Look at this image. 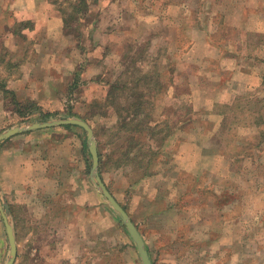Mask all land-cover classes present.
I'll return each instance as SVG.
<instances>
[{
	"label": "rangeland",
	"instance_id": "374dc122",
	"mask_svg": "<svg viewBox=\"0 0 264 264\" xmlns=\"http://www.w3.org/2000/svg\"><path fill=\"white\" fill-rule=\"evenodd\" d=\"M47 1L60 12L62 25L58 33L69 35L56 39L50 48L57 52L58 88L36 86L39 100L28 97L20 101V108L27 100H35L40 107L27 116L16 110L17 99L10 90L0 110V132L49 119L73 117L88 122L98 152L95 169L87 131L79 125L52 134L58 139L50 142L52 138H48L45 145L50 160L56 163L64 161L74 145L70 142H75L76 149L80 142L85 143L89 157L84 170L90 173V185L97 191L99 202L103 198L107 212L66 205V189L57 203L41 200V193L35 192L39 173L18 172L17 161L0 158V206L4 212L8 207L6 215L17 245L13 264H142L134 241L102 193L94 172L100 177L102 174L107 188L148 235L143 207L153 196L151 179L146 178L152 169L149 162L162 146L157 156L164 159L155 168L162 171L181 140L200 142L201 156L206 158H200L201 165L211 163V169L220 168L221 173L229 167V172L240 174L233 187L223 175H218L214 182L216 197L209 189V176H201L200 187L204 191L195 198L197 202L189 204L218 205L240 192L246 195L251 206L245 217L249 239L244 247L248 258L245 262L264 264V252L258 251L264 248V238L255 240L263 225L252 224L256 216L253 208L258 204L264 207V201L260 202L264 199L257 198V190L264 188V102L259 99L264 95V76L258 83L251 82L252 86L256 84L252 90L236 96L229 95L224 83L227 71L233 68L230 56L245 67L249 56L264 59V0H88L85 10L75 7L79 0ZM64 17L68 19L67 26ZM28 25L29 21L17 22L18 28ZM9 55L0 44V64L5 63L0 68L3 81L19 71L10 64ZM237 80L234 77V82ZM137 97L148 102L149 120L138 115L137 120L128 118L125 121L129 123L125 124L122 115L132 117L134 111L129 105ZM40 110L56 114L43 118ZM126 132L130 138L122 144L123 138L117 136ZM67 137L73 140L68 141ZM14 143L19 146L22 141ZM219 157L227 161V166L222 161L213 166ZM250 157L254 163L253 158L258 157L257 166L245 162H251ZM198 160L195 156L191 165ZM7 164L9 168L5 167ZM136 181L142 187L131 189ZM223 216L217 219L231 215ZM9 255L0 210V264H6ZM155 264L178 263L170 259L164 262L158 255ZM185 264L196 263L190 260Z\"/></svg>",
	"mask_w": 264,
	"mask_h": 264
},
{
	"label": "crops",
	"instance_id": "0c3cea01",
	"mask_svg": "<svg viewBox=\"0 0 264 264\" xmlns=\"http://www.w3.org/2000/svg\"><path fill=\"white\" fill-rule=\"evenodd\" d=\"M18 21H29V25L18 28ZM61 25L60 12L47 0H0V28H3V31L0 32L2 37L0 44L10 54L7 58L10 64L19 68L16 75L12 74L4 81L0 80V84L4 85L5 83L4 88L12 90L17 100L21 101L28 97L39 100V91L35 88L36 86L48 85L52 89L58 88L56 79L59 77L60 72L58 71L60 70L58 63L55 62V53L57 52L50 48L56 44V39L69 36L58 33ZM28 54L29 56H27ZM254 58L256 57L246 58L248 67H245L233 60V56H230L233 68L227 71L228 75L224 81L230 96L252 90L256 85L252 86V83H258L261 76H264V66L258 63L264 64V59ZM1 64L0 68H4L5 63ZM67 71L70 72L71 69ZM64 73L66 75L67 72ZM234 77L238 79L236 82H234ZM259 99L264 102V95H261ZM3 108L4 96L0 87V110ZM64 128L66 127L55 126L19 132L0 141V146L4 143L0 147V158L6 159L8 162L17 161L18 172L39 173V177L35 178V192L41 193V200L45 198L58 201L61 193H64L66 189L68 198L64 196L66 199L63 200L66 205L93 207L94 211L100 209L101 212H104L106 208L103 198L99 202L97 191L90 185V173L88 174L84 170L87 166V157H89L85 143L80 142L76 149L75 142L72 141L73 138L67 137V140L72 141L70 143L74 145L65 155L64 161L53 163L50 160L51 156L48 154V148L45 145L47 141L45 140L48 138L49 140L52 138L50 142L57 140V136L52 134L61 132ZM45 131L48 132L45 133ZM19 140L22 141L19 146H27L18 149L19 146L14 141ZM161 149L162 146L159 150L157 148L150 160L149 164L152 169L146 177L147 180L151 179L149 183H152L153 190V196L149 199L148 204L144 206L146 202L143 203V223L148 235L141 231L130 211L124 208L139 229L152 264H155V258L158 255L164 262L166 259H170L178 264H185L190 260L196 264L205 262L206 264H246L245 261L248 258L244 247L248 245L249 239L246 237L248 218L245 217L250 213L251 206L247 196L240 192L239 196L225 200L223 204L217 205L213 202L205 207L194 203L197 202L195 198L200 197L201 192L204 191L200 187L201 176H209L211 179L208 184L209 189L216 197L217 186L214 185V182L218 175H220L219 177L223 175L227 184L233 187L235 185L233 181H237L240 174L229 172V167L221 173L220 168L212 170L211 163L207 166L201 165L200 158H205V156H201V144L192 140L178 142L174 157L166 163L164 162L165 168L162 171L155 170L164 159L161 157L162 155L157 156ZM195 156L199 157V160L191 165V160L195 159ZM218 160L219 162L216 160L213 166L219 165L220 161L227 166V161L223 157H219ZM250 160L251 162L246 159L245 162L257 166L258 157L253 158L256 163L252 161L251 157ZM8 165L5 167L9 168ZM101 178L103 179L102 174ZM37 179L40 182H37ZM38 183L39 186H37ZM135 186L140 189L142 183L136 181L130 187L133 189ZM226 188L228 189V186ZM109 191L117 199L114 192L110 189ZM262 196H264V188L257 190V198L264 199ZM237 197H239L238 201ZM193 200L194 202L189 204V201ZM263 201L260 202L263 203ZM235 206H238L237 211H234ZM229 213L230 217L224 218V220L217 219L218 216L224 217L223 214ZM252 213L256 214L252 224L256 227L262 224L264 227V207L258 204L256 208H253ZM182 226H185L183 234L181 233ZM263 227L260 230L264 231ZM242 228L244 230H241ZM260 230L257 231L258 238L255 240L264 238L263 231ZM255 244L259 247L261 245ZM258 251L264 252V248L260 247Z\"/></svg>",
	"mask_w": 264,
	"mask_h": 264
},
{
	"label": "water",
	"instance_id": "95a60500",
	"mask_svg": "<svg viewBox=\"0 0 264 264\" xmlns=\"http://www.w3.org/2000/svg\"><path fill=\"white\" fill-rule=\"evenodd\" d=\"M64 124H76L83 127L87 131V138H88V147L92 155L93 159V169H95L98 165V152L96 147V141L94 139V133L92 127L83 119L80 118H62L57 120H45L42 122H32L27 126H15L8 128L2 132H0V141L5 140L19 132L28 129H36V128H44V127H51L56 125H64ZM94 178L98 185L100 186L102 193L108 199L111 206L119 213L123 224L125 225L129 235L131 236L132 240L134 241L138 253L140 255L142 264H152L151 259L149 257L148 251L145 247L144 239L137 228L136 224L132 221L127 211L124 207L118 202V200L113 196V194L109 191L105 183L103 182L102 178L94 172ZM1 214L4 220V224L6 227L8 242L10 246V255L7 259L6 264H13L17 255V245L15 241L13 226L10 223L8 216L6 215L8 212V207L5 206V212L3 211L2 207L0 206Z\"/></svg>",
	"mask_w": 264,
	"mask_h": 264
},
{
	"label": "trees",
	"instance_id": "16d2710c",
	"mask_svg": "<svg viewBox=\"0 0 264 264\" xmlns=\"http://www.w3.org/2000/svg\"><path fill=\"white\" fill-rule=\"evenodd\" d=\"M87 2H88V0H79V2L77 4V1H76L75 2V5H76L75 7H77L79 10H85L88 7ZM64 22H65V24L67 26L68 19L67 18L65 19V17H64ZM0 87H1V90L3 91V96L4 97H5V94L6 95L9 94L10 90L4 88L3 84H0ZM136 93H139L138 90L136 91ZM20 103H21L20 100L14 101V106H17L16 110L20 114L25 115V116H27L28 114L32 113L31 112L32 110L40 108L35 100H27V101H25L24 104H22L24 108H20ZM147 104H148V102L146 100H144L143 97H137L136 100L134 101V103H130V105H129L130 109H132V111H134L133 114H132V117L130 115L129 116L128 115L124 116V114H123L122 117H123L124 121L128 120V118H130V120H133V121L137 120L138 115H142V118L144 120H149L148 113H147L148 112L147 111V109H148ZM40 114H41V117L48 118V117L54 116L56 114V112L55 113H50V112H43V111L40 110ZM127 123H129V122L125 121V124H127ZM148 123L149 122H147L146 124H148ZM146 124H144V128H143L144 130L146 129L145 128ZM74 125H76V124H74ZM74 125L73 124H66L65 127H72ZM128 129H130V128L128 127ZM151 133L152 132L150 130V134ZM129 135L130 134L128 132H126L125 135L120 134L117 137L123 138V141L121 143L124 144L125 143V139L127 140V139L130 138ZM121 143H120V145H121Z\"/></svg>",
	"mask_w": 264,
	"mask_h": 264
}]
</instances>
